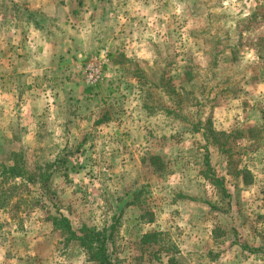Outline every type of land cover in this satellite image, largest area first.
Here are the masks:
<instances>
[{
  "label": "rangeland",
  "instance_id": "obj_1",
  "mask_svg": "<svg viewBox=\"0 0 264 264\" xmlns=\"http://www.w3.org/2000/svg\"><path fill=\"white\" fill-rule=\"evenodd\" d=\"M63 1L60 71L58 46L18 64L36 117L20 120L0 91V163L15 152L29 172L51 174L45 186L0 176V264H93L52 225L59 214L112 234L114 264H264V0H95L91 12ZM39 4L0 0L4 37ZM208 119L228 150L208 145L204 161ZM145 232L157 241L142 243Z\"/></svg>",
  "mask_w": 264,
  "mask_h": 264
},
{
  "label": "crops",
  "instance_id": "obj_2",
  "mask_svg": "<svg viewBox=\"0 0 264 264\" xmlns=\"http://www.w3.org/2000/svg\"><path fill=\"white\" fill-rule=\"evenodd\" d=\"M89 1L91 2V6H89V4L85 5V0L79 1L78 4L81 6L80 9H83V11L85 9L89 12L95 10L97 8L96 1ZM39 2L41 4L34 7L28 5L26 11L34 16L42 15L43 19L40 20V25L36 26L33 22L29 21L31 23L28 24V26H24L25 28L20 29L19 25L12 24L8 31L10 38L4 37L6 28L4 27V17L2 19V15H0V79L14 80L11 91L7 90L5 86L0 87L1 95L5 98L2 102L4 107H6L8 105L6 104L8 99L6 98L9 95H12V97L14 96L16 103H18V114L23 117L20 118V120H31L36 117L38 111L36 110L35 103L38 102V100L35 99L36 93L33 90L35 88L34 84L31 81L27 82V79L22 82L18 80L23 74H26V70L23 69L24 67L22 68V65L18 67V64L24 63V65L27 66V63L34 58V54H37V52V55L42 54L45 56L44 54L49 53L50 47L58 46L60 47L59 52L52 54L51 58L52 63L55 64V70L60 71L59 66L64 60L62 57L68 52V47L70 45L69 35L62 34L61 32H63L64 28L70 27L66 23L67 19L65 14L70 12V7L72 5L63 0H39ZM57 10L60 11L59 14H55L54 11ZM63 19L65 21H63ZM15 22H17L16 19ZM36 74L37 72H35L33 76L29 74V76L32 77V80H37L38 76H35ZM231 263L234 264L233 262Z\"/></svg>",
  "mask_w": 264,
  "mask_h": 264
},
{
  "label": "trees",
  "instance_id": "obj_3",
  "mask_svg": "<svg viewBox=\"0 0 264 264\" xmlns=\"http://www.w3.org/2000/svg\"><path fill=\"white\" fill-rule=\"evenodd\" d=\"M28 19H31L32 22L36 25H40V20L36 16L28 13ZM202 129V137L205 141V158L204 161H207L208 156V145L216 146L220 151L227 152L228 149H225L226 138L228 134L224 131L215 130L210 120H206ZM12 159L10 162H1L0 163V176L3 178H13V177H26L33 183L40 182L43 186L47 185V181L50 177V172H29L25 166V162L22 159V155L13 153ZM18 156H21L18 158ZM17 157V158H16ZM159 157H152V159ZM241 173H245L242 176L243 183L248 185L252 183V180L247 177L249 171L245 168L238 170ZM205 177L209 178L211 182L222 187V179L215 178L213 176L205 173ZM225 191V190H224ZM143 218V215H141ZM52 225L58 229L63 236V239L66 244L75 243L83 251L86 258L91 261L93 264H114L112 258V252L109 249V239L112 234H106L105 230H97L93 227L82 226L80 229H73L70 223V220L59 214L57 216H51ZM157 232H145L141 235L142 243H155L157 241Z\"/></svg>",
  "mask_w": 264,
  "mask_h": 264
},
{
  "label": "built area",
  "instance_id": "obj_4",
  "mask_svg": "<svg viewBox=\"0 0 264 264\" xmlns=\"http://www.w3.org/2000/svg\"><path fill=\"white\" fill-rule=\"evenodd\" d=\"M94 60V62L87 64L85 68V79L90 84H95L101 80V69L106 61V51L100 50Z\"/></svg>",
  "mask_w": 264,
  "mask_h": 264
}]
</instances>
